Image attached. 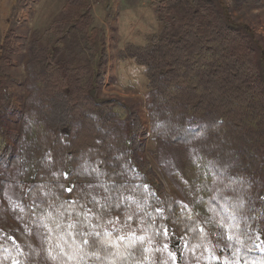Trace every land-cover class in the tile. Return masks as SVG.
Masks as SVG:
<instances>
[{
  "label": "trees",
  "instance_id": "1",
  "mask_svg": "<svg viewBox=\"0 0 264 264\" xmlns=\"http://www.w3.org/2000/svg\"><path fill=\"white\" fill-rule=\"evenodd\" d=\"M262 1L232 0L237 9ZM94 2L70 4L72 27L87 44L79 69L59 65L50 42L35 38L29 46L24 125L33 138L36 177L23 213L25 231L0 232V264H27L32 250L44 264H147L166 243L181 262L207 245L202 221L165 190L145 159L138 110L92 95L109 63L105 38L100 51L95 40ZM156 10L165 36L151 38L146 48L127 47L149 79L150 137L183 149L198 177L197 206L213 216L230 251L225 261L206 256L205 264H264V58L258 42L235 23L224 0H201L200 8L192 0H166ZM62 27L48 32L57 34V47L69 34ZM4 82L0 74V169L16 168L22 180L25 146L15 137L20 153L14 155L8 145L11 99ZM32 230L42 237V252Z\"/></svg>",
  "mask_w": 264,
  "mask_h": 264
},
{
  "label": "rangeland",
  "instance_id": "2",
  "mask_svg": "<svg viewBox=\"0 0 264 264\" xmlns=\"http://www.w3.org/2000/svg\"><path fill=\"white\" fill-rule=\"evenodd\" d=\"M72 0H0V74L5 76L4 86L11 99V111L7 116L4 129L11 135L9 147L14 155L20 153L16 141L25 146L20 162L23 174L20 179L16 168L0 169V232L14 234L25 231L23 213L28 207L27 194L35 182L36 160L33 153V138L29 128L24 125L28 113L27 99L29 46L38 38L53 45V54L59 65L71 70L81 67L83 51L87 44L79 29H73L74 10ZM92 7L93 26L98 30L97 48L100 51L103 39L109 51V63L103 85L92 92L101 100L118 99L137 109L142 119V140L146 143L145 159L157 175L165 190L176 200L190 206L204 224L208 239L202 251L190 250L181 262L177 254L168 248V243L159 246L156 258L147 264H205L206 256H214L225 261L230 251L220 239L211 214L201 211L199 200V180L194 177L188 166L185 152L150 137V119L147 110L149 79L145 66L127 54L128 45L140 48L150 46L151 38L163 37L166 27L160 21L156 4L166 0H94ZM201 0H192L200 8ZM236 24L248 27L258 42L264 58V0L260 4L236 8L232 0H224ZM58 23L61 32L69 34L61 47L56 43L59 38L48 35ZM263 62V61H262ZM264 75V62H263ZM6 185L3 188L1 185ZM22 185V187H20ZM34 247L42 252V237L36 231L29 232ZM7 249L22 250L12 240H5ZM167 245V247H165ZM33 260L27 264H44L36 251ZM35 260V261H34ZM34 261V262H33ZM31 262V263H30ZM14 263V261H11Z\"/></svg>",
  "mask_w": 264,
  "mask_h": 264
},
{
  "label": "snow or ice",
  "instance_id": "3",
  "mask_svg": "<svg viewBox=\"0 0 264 264\" xmlns=\"http://www.w3.org/2000/svg\"><path fill=\"white\" fill-rule=\"evenodd\" d=\"M201 231H203V229H201ZM165 234H167V230H165ZM119 239H120V240H124L125 237L121 236V237H119ZM229 239L231 240L232 238L229 237ZM95 242H96V241H92V242H91L92 246H95ZM83 243H84V244H89L90 242H89L88 240H85ZM165 247H167V245H165ZM257 247H258V245H257ZM69 259H71V258L69 257Z\"/></svg>",
  "mask_w": 264,
  "mask_h": 264
}]
</instances>
